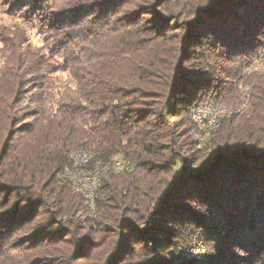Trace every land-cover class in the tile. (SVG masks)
<instances>
[{
	"label": "trees",
	"instance_id": "1",
	"mask_svg": "<svg viewBox=\"0 0 264 264\" xmlns=\"http://www.w3.org/2000/svg\"><path fill=\"white\" fill-rule=\"evenodd\" d=\"M16 5L50 56L23 39L0 74V264H200V239L264 264V0ZM203 104L233 112L200 149ZM94 167L89 203L71 179Z\"/></svg>",
	"mask_w": 264,
	"mask_h": 264
},
{
	"label": "bare ground",
	"instance_id": "2",
	"mask_svg": "<svg viewBox=\"0 0 264 264\" xmlns=\"http://www.w3.org/2000/svg\"><path fill=\"white\" fill-rule=\"evenodd\" d=\"M233 109L217 104H203L198 106L193 115L192 120L198 128L196 134L198 148H203L205 143L210 140L211 135L220 127L221 121L231 115ZM72 159L78 167L84 166L92 159L90 154L73 153ZM114 172H131L133 164L131 160L116 157L105 169ZM101 172L99 167L89 170H78L72 177L71 183L77 193L81 194L89 203L94 202L97 191L101 184ZM206 244L203 240L194 242L185 251V257L189 260H196L200 264H207L205 258ZM202 255V260L200 258Z\"/></svg>",
	"mask_w": 264,
	"mask_h": 264
},
{
	"label": "rangeland",
	"instance_id": "3",
	"mask_svg": "<svg viewBox=\"0 0 264 264\" xmlns=\"http://www.w3.org/2000/svg\"><path fill=\"white\" fill-rule=\"evenodd\" d=\"M16 4L17 0H0V74H9L11 72V64L14 63L13 59L16 58L15 56H11L14 55L11 54V50L20 48L19 51H23L26 47L25 44H30L33 49L45 52L47 58L50 56V51L45 45L40 29L36 26L33 27V25L26 24L20 17L21 11ZM23 39L25 40L24 45L21 44ZM15 53L16 56H19L17 51H15ZM52 60V62H60V59L55 57H53ZM253 69L251 72H253ZM55 77L59 79L61 83H67L68 76L66 74L59 73L55 75ZM203 241L205 242V240Z\"/></svg>",
	"mask_w": 264,
	"mask_h": 264
},
{
	"label": "built area",
	"instance_id": "4",
	"mask_svg": "<svg viewBox=\"0 0 264 264\" xmlns=\"http://www.w3.org/2000/svg\"><path fill=\"white\" fill-rule=\"evenodd\" d=\"M94 200H95V199H94ZM199 256H200V258H201V260H202V255L199 254Z\"/></svg>",
	"mask_w": 264,
	"mask_h": 264
}]
</instances>
